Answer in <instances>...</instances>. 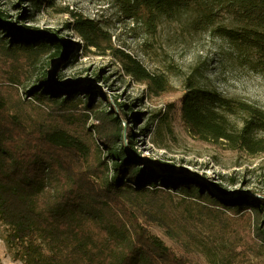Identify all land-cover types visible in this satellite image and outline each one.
I'll return each instance as SVG.
<instances>
[{"label": "trees", "instance_id": "16d2710c", "mask_svg": "<svg viewBox=\"0 0 264 264\" xmlns=\"http://www.w3.org/2000/svg\"><path fill=\"white\" fill-rule=\"evenodd\" d=\"M107 1L114 2L129 19L142 20L153 33L161 17L195 10V27L212 29L233 46L244 66L264 75V0ZM72 15L76 31L89 46L111 53L150 94L168 92L170 85L164 78L114 47L107 32L81 15ZM11 19L0 11V34L9 51L54 50L45 74L27 90L29 97L66 103L75 92L81 93L85 101L81 117L86 123L91 118L84 136L92 135L108 159L106 176H101L89 164L88 148L76 131L47 129L35 121L31 127L20 102L0 96V223L10 230L7 245L14 248L15 259L23 264H191L140 224L121 194L161 187L200 197L209 188L190 176L169 172L162 176L156 168L141 164L127 123L129 114H140L132 109L126 112L102 92L101 102L96 104V88L81 80L64 82L57 62L65 54L64 44L44 37L37 28L12 24ZM180 103L182 121L193 138L223 143L229 150L251 156L264 154L263 109L242 98L196 88L190 82ZM231 117L239 118L241 125ZM209 196L208 201L220 207L219 211L235 209L239 213L246 207L253 214L254 228L264 226V196L245 195L232 201ZM105 209L111 213L107 215ZM258 235L261 237L260 232Z\"/></svg>", "mask_w": 264, "mask_h": 264}, {"label": "rangeland", "instance_id": "374dc122", "mask_svg": "<svg viewBox=\"0 0 264 264\" xmlns=\"http://www.w3.org/2000/svg\"><path fill=\"white\" fill-rule=\"evenodd\" d=\"M0 11L12 18V24L37 28L44 37L64 44L65 54L57 59L58 75L64 82L81 80L83 85L96 88V104L101 102L102 92L126 112L132 109L140 114H129L127 123L141 164L156 168L162 176L167 172L190 176L209 188L200 197L161 187L121 194L140 224L191 264H264V226L254 228L253 214L244 210L246 207L239 213L235 209L223 213L206 197L210 193L215 200L232 201L245 195L264 196V154L251 156L229 150L223 143L195 139L180 112L188 82L227 98H242L264 110V75L244 66L233 46L212 29L195 27V10L161 17L156 33L142 20L129 19L107 0H0ZM72 14L92 21L107 32L114 47L164 78L170 85L168 92L150 94L111 53L89 46L76 31ZM3 39L0 34V86L5 89L0 90V96L20 102L31 127L35 121L47 129L76 131L88 148L89 164L106 176V151L92 135L84 136L91 118L86 123L81 117L85 110L83 95L75 92L66 103H51L27 94L45 74L54 50L40 47L9 51ZM230 119L241 125L239 118ZM9 232L0 223V264H23L15 259L14 248L7 245Z\"/></svg>", "mask_w": 264, "mask_h": 264}]
</instances>
